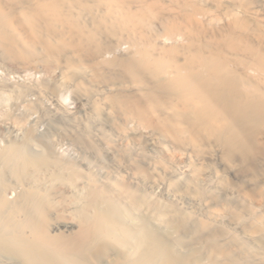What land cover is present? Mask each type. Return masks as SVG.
Returning <instances> with one entry per match:
<instances>
[{
    "label": "bare ground",
    "instance_id": "6f19581e",
    "mask_svg": "<svg viewBox=\"0 0 264 264\" xmlns=\"http://www.w3.org/2000/svg\"><path fill=\"white\" fill-rule=\"evenodd\" d=\"M0 69V264H264V0H0Z\"/></svg>",
    "mask_w": 264,
    "mask_h": 264
},
{
    "label": "rangeland",
    "instance_id": "374dc122",
    "mask_svg": "<svg viewBox=\"0 0 264 264\" xmlns=\"http://www.w3.org/2000/svg\"><path fill=\"white\" fill-rule=\"evenodd\" d=\"M18 70H14V73H12L9 77H11L12 79L13 78H15V77H18L19 79H21V80H23V79H26V80H30V79H35V78H37L38 76L37 75H33V74H28L27 72H25L24 73V71H21V70H19L18 72H17ZM21 72V73H20ZM21 74V75H20ZM4 76V77H1V76ZM32 76V77H31ZM34 76H37V77H34ZM40 76V75H39ZM0 77L1 78H9V77H7V74L5 73V72H3V70L2 69H0ZM0 78V79H1ZM30 78V79H29ZM66 100V101H65ZM75 100H74V98L72 97V96H70L69 97V95L68 96H66V98L64 99V102L67 104V105H70V106H74L75 105V102H74ZM3 113H4V108L2 107V106H0V124L1 123H3L4 122V120H5V115H3ZM2 137H1V132H0V144L1 143H3V141H2V139H1ZM10 195H12V193L10 194Z\"/></svg>",
    "mask_w": 264,
    "mask_h": 264
}]
</instances>
